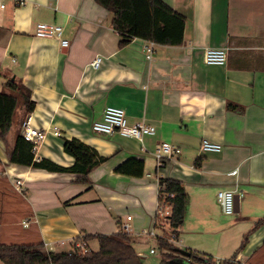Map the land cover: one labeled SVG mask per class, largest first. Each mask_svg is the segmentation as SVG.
Listing matches in <instances>:
<instances>
[{
    "label": "crops",
    "instance_id": "obj_1",
    "mask_svg": "<svg viewBox=\"0 0 264 264\" xmlns=\"http://www.w3.org/2000/svg\"><path fill=\"white\" fill-rule=\"evenodd\" d=\"M162 1L185 16L183 40L175 46L155 44L151 60L143 50L147 40L119 46L112 14L95 0H22L18 5L7 0L0 9V90L13 79L34 101L24 117L22 106L16 109L0 139V244L42 243L55 252L74 245L92 249L97 240L85 241V235L118 232L127 216L130 226L149 228L158 178L167 177L179 180L188 196L178 229L181 249L209 255L216 264L233 256L237 264H264V0ZM38 22L62 26L68 46L35 36ZM209 47L227 50L224 65L204 63ZM97 55L101 62L94 68ZM106 106L122 108L128 125H152L154 134L138 140L95 133L92 124L102 119ZM27 117L46 131L37 159L72 165L65 139L110 157L91 172V184L78 182L76 174L9 162L15 134ZM202 139L219 143L221 152H201ZM162 142L178 146L180 153L159 164L154 151ZM130 157L143 159L142 177L114 172ZM15 180L21 181L20 190ZM221 189L242 193L237 219L250 224L239 250L214 257L197 247L201 237L211 240L221 229L216 222L223 214L216 198ZM258 220L263 221L255 227ZM219 231L221 244L226 233ZM135 234L132 229L134 248L146 239Z\"/></svg>",
    "mask_w": 264,
    "mask_h": 264
},
{
    "label": "trees",
    "instance_id": "obj_2",
    "mask_svg": "<svg viewBox=\"0 0 264 264\" xmlns=\"http://www.w3.org/2000/svg\"><path fill=\"white\" fill-rule=\"evenodd\" d=\"M102 8L112 14L111 26L119 35V46L128 44L134 38L152 41L155 44L175 46L182 42L185 16L175 11L162 0H95ZM22 106L23 117L32 112L34 101L30 91L19 81L7 80L0 90V139L4 140L12 125L16 109ZM64 152L73 157L70 166H61L47 158H35L32 143L26 141L19 126L8 160L11 163L42 169L48 172L70 173L78 175L77 181L91 184L89 175L110 157L98 155L95 149L77 139L63 141ZM114 172L131 177L144 175L143 159L130 157L119 163ZM157 202L159 206L171 207L170 226L175 236L185 218L188 196L182 183L174 178H158ZM67 203V202H66ZM263 220H258L257 227ZM246 236V235H245ZM245 236L241 247L245 241ZM96 239L98 249L80 248L76 245L69 251H51L42 243L37 244H0V261L3 264H143L133 246L132 236L121 229L112 234L85 235L83 240ZM157 247L163 251L164 260L160 264H169L176 260L174 249L166 240H157ZM239 247V248H241ZM190 253L189 264H216L214 259L194 250ZM239 250V249H238ZM223 264H237L234 256L224 260Z\"/></svg>",
    "mask_w": 264,
    "mask_h": 264
},
{
    "label": "built area",
    "instance_id": "obj_3",
    "mask_svg": "<svg viewBox=\"0 0 264 264\" xmlns=\"http://www.w3.org/2000/svg\"><path fill=\"white\" fill-rule=\"evenodd\" d=\"M7 0H0V9H4ZM15 5L21 4L22 0H12ZM63 27L47 22H38L35 27V36L39 38H55L60 41L62 47H67L69 42L63 37ZM144 54L147 60H151L155 53V43L148 41L144 47ZM227 59V50L225 48H206L203 52V61L208 65H224ZM101 62V57L96 56L91 65L94 68H98ZM52 132L60 136V130L58 127L53 126ZM92 130L99 134H112L117 132L125 137H132L141 140L144 135L154 134L155 128L152 125L146 124L144 122H138L133 125L127 124L126 114L122 108L115 106H106L102 113V119L95 121L92 124ZM21 134L26 141L32 143V150L37 151L40 143L45 139L46 131L36 128L30 124V118L24 119L21 125ZM201 152L206 153H219L222 150V146L219 143L209 141L207 139H202L199 145ZM180 153V148L171 143L162 142L157 145L154 151V157L159 164H162L165 159L172 158ZM15 188L20 190L21 181H14ZM242 196L238 189H221L217 191L216 198L221 209V212L225 215H234L236 213V199ZM171 207L167 204L157 206L155 208L153 225L149 228H143L141 231L136 232L135 235L139 237H144L146 239L158 240L160 238H166L167 242L176 248H180L181 240L178 236L172 232L170 226V216ZM131 216L126 217V222L121 224V230L132 234V228L128 221ZM48 246V248H47ZM77 246V245H76ZM83 248V245L78 246ZM48 250L52 249L50 245H46ZM155 248L151 247L149 249L150 254H154Z\"/></svg>",
    "mask_w": 264,
    "mask_h": 264
},
{
    "label": "rangeland",
    "instance_id": "obj_4",
    "mask_svg": "<svg viewBox=\"0 0 264 264\" xmlns=\"http://www.w3.org/2000/svg\"><path fill=\"white\" fill-rule=\"evenodd\" d=\"M237 213L234 215L228 216L221 214L220 216L216 217V222L219 224L220 228L219 230H224L226 233L224 241L220 244L217 240V237L221 236L222 232L219 231L212 235L210 237L212 238L211 240H208L209 237L203 236L201 237V243L198 244L197 248L200 249H205L207 252L214 254V257L216 256H228L230 254H233L236 250H238L239 246L242 243L243 239V232L246 230L244 229L245 227L248 228L250 223H247V220H238L237 219ZM131 227L133 229V232H139L143 228L146 227H135L134 225L131 224ZM145 239L144 237H142ZM245 244V242L243 243ZM68 245H65L64 248H67ZM90 247L92 249H97L98 244L96 241H93L90 243ZM154 247L155 248V253L150 254L149 253V248ZM180 248H183L182 245L180 244ZM136 250L140 252L139 254L141 255V260L143 264H160L164 260L163 256V251L158 249L156 246L155 242L153 239H145L143 240L139 246H135ZM176 257L179 256L181 257L178 253L174 254ZM0 264H3L2 262Z\"/></svg>",
    "mask_w": 264,
    "mask_h": 264
},
{
    "label": "water",
    "instance_id": "obj_5",
    "mask_svg": "<svg viewBox=\"0 0 264 264\" xmlns=\"http://www.w3.org/2000/svg\"><path fill=\"white\" fill-rule=\"evenodd\" d=\"M237 198L238 197L236 196L235 199L237 200ZM174 252L178 253L182 257V260L188 264L187 258H189L190 256V253L188 250L181 249V248H175ZM174 261H171V263H173Z\"/></svg>",
    "mask_w": 264,
    "mask_h": 264
},
{
    "label": "flooded vegetation",
    "instance_id": "obj_6",
    "mask_svg": "<svg viewBox=\"0 0 264 264\" xmlns=\"http://www.w3.org/2000/svg\"><path fill=\"white\" fill-rule=\"evenodd\" d=\"M171 261H174V260H171ZM171 261H169V264H187L186 262H184L183 260H182V257H178V258H176V260L173 262V263H171ZM189 264V263H188Z\"/></svg>",
    "mask_w": 264,
    "mask_h": 264
}]
</instances>
